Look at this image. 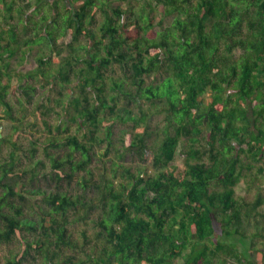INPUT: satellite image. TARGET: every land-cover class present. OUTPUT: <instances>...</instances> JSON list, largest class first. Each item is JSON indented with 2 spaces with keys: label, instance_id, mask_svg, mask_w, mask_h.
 Here are the masks:
<instances>
[{
  "label": "trees",
  "instance_id": "obj_1",
  "mask_svg": "<svg viewBox=\"0 0 264 264\" xmlns=\"http://www.w3.org/2000/svg\"><path fill=\"white\" fill-rule=\"evenodd\" d=\"M37 85L51 86L49 110L61 108L42 142L23 130ZM2 121L14 133L0 137L11 143L0 154V247L20 245L3 264L34 254L38 264H264L242 225L264 192L239 191L264 184V0H0ZM72 123L83 133L68 134ZM104 143L113 156L96 175ZM40 151L52 179L91 195L33 187L47 164L19 162ZM126 154L152 171L120 163ZM71 210L93 229L82 244Z\"/></svg>",
  "mask_w": 264,
  "mask_h": 264
},
{
  "label": "rangeland",
  "instance_id": "obj_2",
  "mask_svg": "<svg viewBox=\"0 0 264 264\" xmlns=\"http://www.w3.org/2000/svg\"><path fill=\"white\" fill-rule=\"evenodd\" d=\"M36 65L33 61H29L23 66V70L29 71L32 68H34ZM14 84H18L17 81L14 82ZM51 86H47V88H40L39 85L36 86V92L33 94V101L32 104L28 105V110H29V117L27 118V121L25 122V127L23 126V130L26 132L32 133L35 138H38L41 140H46V138L49 136V132L45 128L44 125V120H48L52 124V132L56 135V130H54L55 126L57 124H60L61 116L57 114L56 112H60L61 108L54 106L55 109L49 110V107L51 104L45 100L47 92H50L52 89H50ZM66 91L69 92V89ZM17 97H19L18 93H11V99L16 102ZM37 106H41L38 107ZM44 107V108H43ZM45 108H48L46 110ZM54 110V111H52ZM161 120L160 118H156L153 121V125L160 124ZM54 127V128H53ZM125 126L118 125L115 127V143L120 147V130L124 128ZM0 132H1V137H6V136H11L14 132L11 128V122L9 121H2L0 122ZM78 132L79 134L83 133V130H78V127L76 123H72L69 127V132ZM23 135H17V140L19 144L21 145V154H24L23 152L25 151L26 153L28 152V149L30 148V139L29 137L25 136L24 133H19ZM16 136V133H15ZM14 140V139H13ZM12 140V141H13ZM11 143H2L0 146V154L2 158L7 159V155L9 154L11 150ZM105 148H106V143L102 144L98 149L97 153L95 155V158L93 160V163L91 165V168H93L94 173L97 175L99 172H102V169L110 166V160L113 156H104L103 154L105 153ZM24 156V155H22ZM44 160L46 167H42L41 163H38L39 165L36 166L39 175L37 181L32 185L33 187H40L41 191L43 190L44 193L47 192H54L58 188L61 190L65 191L67 194L72 195V194H82L83 196H90L91 191L90 190H83L82 186L74 180L72 183H68L67 181H62L57 183L56 180L52 179L51 174H50V169L48 168V159L43 155L42 151H40L37 156L33 160H26L25 158L22 159V161L19 162V168H28V170H32L33 167H35V163L38 160ZM120 163L124 164L125 166L130 167L133 171H137L139 168H143L148 170V173H150V170L152 171V167L150 164V161L148 160H142L139 156L136 155H131V154H126L124 157L117 159ZM264 167V161L261 162V164ZM48 166V167H47ZM106 166V167H104ZM30 175L28 174L27 177ZM26 181V180H25ZM28 183V182H26ZM263 183H264V178H263ZM30 185V183H29ZM261 188V192H264V184L260 185H254L251 188H248L246 183H242L239 187V191L247 196L250 200H253L258 189ZM37 202L39 205H42V199L39 196L37 198ZM25 206H29L30 208H26L27 214H29L31 217H35L37 220H41L40 215L37 213V210L33 208V201L30 199H27V202ZM259 212H254L252 215H250L249 219H245L243 221V230L247 234H251L254 236V244L253 247L255 250L252 252L253 260L255 262L262 261L264 263V205L258 209ZM69 216L71 218L70 224H69V229L70 232L73 233L74 238L79 239V243H83V235L81 232L83 230L88 229V234L92 235L93 229L91 226L87 225L86 223L83 222V220L78 221H73L75 217V212L74 210H71L69 212ZM253 242V241H252ZM20 245L18 241H14L10 244H6L0 247V262H3L6 260L8 256L11 255V253L19 251ZM73 254V250L69 249L67 247H64L62 250V254ZM37 255H32L27 261V264H38L39 258ZM181 261H177L176 264H180ZM1 264V263H0Z\"/></svg>",
  "mask_w": 264,
  "mask_h": 264
},
{
  "label": "water",
  "instance_id": "obj_3",
  "mask_svg": "<svg viewBox=\"0 0 264 264\" xmlns=\"http://www.w3.org/2000/svg\"><path fill=\"white\" fill-rule=\"evenodd\" d=\"M0 137H1V132H0Z\"/></svg>",
  "mask_w": 264,
  "mask_h": 264
}]
</instances>
